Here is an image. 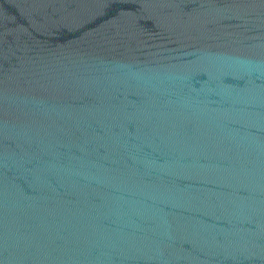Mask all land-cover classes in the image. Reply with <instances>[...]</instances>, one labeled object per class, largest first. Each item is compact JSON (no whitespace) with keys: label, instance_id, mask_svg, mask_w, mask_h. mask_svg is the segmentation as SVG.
I'll return each mask as SVG.
<instances>
[{"label":"water","instance_id":"1","mask_svg":"<svg viewBox=\"0 0 264 264\" xmlns=\"http://www.w3.org/2000/svg\"><path fill=\"white\" fill-rule=\"evenodd\" d=\"M0 264H264V0H0Z\"/></svg>","mask_w":264,"mask_h":264}]
</instances>
